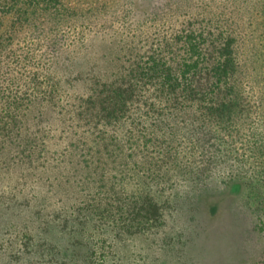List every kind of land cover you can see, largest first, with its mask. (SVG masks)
<instances>
[{"label":"trees","instance_id":"16d2710c","mask_svg":"<svg viewBox=\"0 0 264 264\" xmlns=\"http://www.w3.org/2000/svg\"><path fill=\"white\" fill-rule=\"evenodd\" d=\"M225 1L231 5L139 2L114 24L95 28L83 19L75 28L63 0H0V27L10 16L14 32L9 44L30 31L29 42L11 45L0 60V250L8 264H40L35 255L47 249L50 263L52 240L67 229L82 234L87 263L97 264L98 253L104 260L115 251L113 232L163 217L150 195L107 185L111 172L101 165L99 145L105 150L108 138L123 134L161 146L154 112L165 111L166 123L188 110L225 121L240 88V23L231 20L239 6ZM260 7L264 12V2ZM168 129L174 136L172 124ZM68 158L77 164L67 166ZM22 253L35 258L23 262Z\"/></svg>","mask_w":264,"mask_h":264},{"label":"rangeland","instance_id":"374dc122","mask_svg":"<svg viewBox=\"0 0 264 264\" xmlns=\"http://www.w3.org/2000/svg\"><path fill=\"white\" fill-rule=\"evenodd\" d=\"M63 1L74 12L75 28H80L83 19L100 28L116 23L128 10L135 11L139 2L158 7L166 0H136L137 4L133 0ZM237 2L238 14L231 20L240 23L236 41L240 88L238 102L230 115L224 114L225 121L209 122L204 111L188 110L178 111L166 123L165 111L163 115L154 112L161 118V130L154 129L165 139L161 146L153 148L140 139L136 143V137L127 141L123 134L117 136L119 140L108 138L105 150L99 145L101 165L111 172L107 185L116 183L118 191L123 183L129 193L150 195L161 206L163 217L140 224L129 221L131 230L113 232L108 238L115 251L104 260L98 253L97 264H264V12L260 7L264 0ZM128 18L132 20L131 15ZM11 29V18L5 16L0 27V60L12 45ZM29 34L28 30L16 33L12 46L29 42ZM169 124L176 132L172 137ZM125 129L126 125L119 130ZM170 146L174 149L167 154ZM72 156V160L77 158L76 153ZM69 158L67 166L72 168L77 159L69 162ZM112 175L117 176L111 181ZM53 209L54 205H47L46 211ZM138 227L143 229L137 231ZM69 230L52 240L50 263L45 255L48 249L35 255L40 264H88L87 240ZM19 255L23 262L35 258ZM6 260L0 250V264H8Z\"/></svg>","mask_w":264,"mask_h":264}]
</instances>
